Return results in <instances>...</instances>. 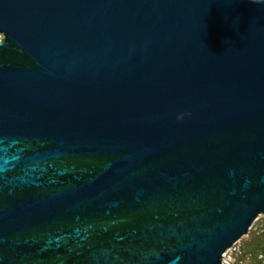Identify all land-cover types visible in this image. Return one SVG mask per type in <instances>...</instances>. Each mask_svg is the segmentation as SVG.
Returning <instances> with one entry per match:
<instances>
[{
    "label": "water",
    "instance_id": "95a60500",
    "mask_svg": "<svg viewBox=\"0 0 264 264\" xmlns=\"http://www.w3.org/2000/svg\"><path fill=\"white\" fill-rule=\"evenodd\" d=\"M264 217V0H0V264H224Z\"/></svg>",
    "mask_w": 264,
    "mask_h": 264
},
{
    "label": "rangeland",
    "instance_id": "374dc122",
    "mask_svg": "<svg viewBox=\"0 0 264 264\" xmlns=\"http://www.w3.org/2000/svg\"><path fill=\"white\" fill-rule=\"evenodd\" d=\"M224 259L231 264H264V217L255 222L249 235L228 251Z\"/></svg>",
    "mask_w": 264,
    "mask_h": 264
},
{
    "label": "built area",
    "instance_id": "2783aa9c",
    "mask_svg": "<svg viewBox=\"0 0 264 264\" xmlns=\"http://www.w3.org/2000/svg\"><path fill=\"white\" fill-rule=\"evenodd\" d=\"M226 256V255H225ZM224 264H231V263H227L226 261H225V259H224Z\"/></svg>",
    "mask_w": 264,
    "mask_h": 264
}]
</instances>
